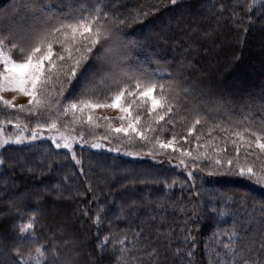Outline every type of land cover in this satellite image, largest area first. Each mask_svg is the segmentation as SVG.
I'll return each instance as SVG.
<instances>
[{
  "label": "trees",
  "instance_id": "16d2710c",
  "mask_svg": "<svg viewBox=\"0 0 264 264\" xmlns=\"http://www.w3.org/2000/svg\"><path fill=\"white\" fill-rule=\"evenodd\" d=\"M78 24L91 27L93 38L103 26L107 43L98 55L76 43L81 51L69 58L68 40L81 39L80 29L72 31ZM0 35L28 54L52 38L55 66L47 63V71L55 74L87 55L76 79L65 80L57 109L127 90L137 128L119 147L188 160L196 170L189 176L177 166L83 148L75 159L115 171L88 166L79 174L73 157L48 141L7 147L0 154V264H116L121 247L129 264H264V186L238 174L253 167L264 175V152L255 147L256 136L264 137V0H0ZM247 69L253 77L244 82L239 74ZM50 76L43 74L42 85ZM144 82L157 85L159 98L162 90L160 108L143 103L135 86ZM70 112L67 124L88 130L83 113ZM98 125L95 137L106 134ZM167 140L175 150L153 145ZM18 157L25 164L9 166ZM30 219L34 229L22 236L19 227Z\"/></svg>",
  "mask_w": 264,
  "mask_h": 264
},
{
  "label": "rangeland",
  "instance_id": "374dc122",
  "mask_svg": "<svg viewBox=\"0 0 264 264\" xmlns=\"http://www.w3.org/2000/svg\"><path fill=\"white\" fill-rule=\"evenodd\" d=\"M80 25H85V24L75 25V27H77L76 30L80 29V32L88 35L89 33L85 32V29L83 27H80ZM2 34L3 36H7V34L4 33L3 31ZM146 34H148V31L146 32ZM49 42H54V41L51 38L47 41H44V44L42 46L40 44L38 46V47H42V52L45 54L47 52H44L43 50L48 49V47L46 46H48ZM75 45L72 43L71 40H68L69 52L75 50ZM57 49H59V47ZM0 52H2L3 55L5 56L11 57V47L7 45V39L3 38L1 35H0ZM77 59L83 61L81 63L82 65L87 60L79 56H76V60ZM15 60L16 62H21V60L18 59ZM33 60L35 61V57H33ZM47 63L48 62H45L44 65L45 67L44 73L46 74L47 72V74L49 75L54 74L55 77L50 76L49 81L42 85V78L44 74L43 73L40 77V81L36 85L34 94L24 95L21 91L18 90L17 91L8 90V86L6 85L5 81H3V79H0V98H2L3 100L11 101V107H7L3 103H0V142H3L4 140L14 141L17 136H20L23 139V142L20 144H15L10 142L6 145L0 146V154L7 147H16L25 144L30 145L42 141H48L55 149L63 150L69 153L73 157L70 161L72 163L77 164L75 167L79 172V174H81L82 171L85 173L87 171L88 166L89 169L92 171L102 169L103 171L109 173L111 172V174L115 171L114 168L109 166L108 167H105L104 165L99 166L97 160H93V161L92 160L89 161V159L85 160V158H83L82 156H79V159L78 158L75 159L73 155L74 151L76 149L78 150L83 148L89 150L101 151V152L110 151L120 154L124 157H129L134 159H149L151 161L163 163L168 166H177L180 171H183L185 174H188L189 176L190 173L192 175V173L196 172V170H193L194 166H192L188 160H186V162L184 161V163L182 164L181 160H177V159L175 160L173 158H170L171 157L170 155H168L170 156L169 158L162 156H153V154L149 152L148 153L141 151L135 152L133 150L123 149L119 147L121 143V139L126 138L129 132H133L134 131L133 128L135 130L137 128L136 125H134V122H132L130 118L132 116L131 107H135L134 103L132 101L129 102L128 100H126L128 98H126L125 96L121 99L118 107L107 106L112 103V100L110 98L98 99L94 97H90V98L80 97L82 99L79 98L77 101H74V103L77 104V107L75 109L68 107L69 105L67 106L63 105L61 109L60 108L57 109L59 105L57 104V101L58 100L60 101L61 90L62 89L63 91L65 90V86H66L65 80L67 79V76L70 74L71 67L76 63L75 64L63 63L62 69L65 70L62 73L60 71L57 74H55V72L51 73V70H54V67L51 66H49L50 70L47 71V66H48ZM2 75H6V73L4 72L3 61L0 60V76ZM59 76L60 78H58ZM239 76H241V79L244 80L245 82V80L251 79L253 77V73L251 70L247 69L242 74H239ZM57 78L60 80L56 82H52L54 79ZM61 80H63V82ZM67 85H68V80H67ZM27 87L31 88L32 86L29 84L27 85ZM114 96L115 95L111 97ZM157 98L159 99V97ZM30 100L33 101L32 104H29ZM36 101H40L41 103L38 105ZM143 103L151 107L150 101H144ZM22 105L25 106V111L23 112L19 111L20 106ZM96 105H103V106H96ZM65 107H68V110L82 112L83 125L87 127L88 130L82 129L81 127H77V124L74 121H72L71 124H67V120L70 118L71 112L65 114L63 112V109ZM124 108H127L128 111L127 112L123 111L122 109ZM156 108H160V105H158ZM30 112L43 113V115L42 116L30 115ZM89 117H92V119L89 120ZM53 122L56 123L57 125L56 128H50V124ZM98 124H102V128L106 132V134L95 137V133L97 132V130L100 129ZM130 124L133 127H130L129 126ZM17 125H19V127H17ZM117 128H122L124 129V131L117 133L115 131V129ZM33 131L37 133V138L35 140H32L30 138ZM121 136L123 137L120 138ZM169 141H172V143L171 146L168 148L171 150H175L176 149L175 142L173 140H167L165 143L162 142V144H167L169 143ZM56 143H59L61 147L57 148ZM65 143H68L70 145V148L67 149L64 148L63 144ZM93 144H98L100 145V147L93 148L91 146ZM153 145L160 146V144L158 145L153 144ZM162 149L164 150L165 148ZM0 160H2L1 156H0ZM77 161H79V163H77ZM16 162H20L19 166H22V164H25V159L19 157L14 158L13 160L10 161L9 166L15 165ZM82 162L85 163V167L81 166ZM55 164L58 165L56 161ZM121 172H123V170H121ZM117 174L115 173L114 175ZM36 260H33L34 264Z\"/></svg>",
  "mask_w": 264,
  "mask_h": 264
},
{
  "label": "snow or ice",
  "instance_id": "6c2138e0",
  "mask_svg": "<svg viewBox=\"0 0 264 264\" xmlns=\"http://www.w3.org/2000/svg\"><path fill=\"white\" fill-rule=\"evenodd\" d=\"M171 4L175 5L177 3V0H170ZM101 16L103 15L102 13L100 14ZM84 18L81 17V20H83ZM105 23H107L105 21ZM96 25H99V20L96 19L95 21ZM67 27H72V26H67ZM66 28H58V29H54L53 31L56 33L59 32H66L67 30ZM80 27H83L85 29V32L89 33L88 35H84V33H81V39L79 41L76 40V37L73 36L72 37V43L75 45L76 43H79L81 45V47L84 49V52L90 55H98L100 51H103V49L106 46L107 41L104 39V34H103V26H99L97 32L95 33V37L93 38L92 35V28L88 27L87 25H80ZM72 31L75 33L76 28H72ZM52 33H49V35H51ZM47 39V37L45 36L44 39H41L38 41V43L42 46L44 44V41ZM24 41L25 43H28L30 41V36L29 37H24ZM8 43H12V41H9ZM60 45L63 46V41H59ZM99 44V49L97 50L96 54H93V49L96 48V46ZM81 47H76L75 51L76 52H80L81 51ZM65 51H68V49H64ZM12 56H5L3 55L2 52H0V60L3 61V65H4V72L6 73V75H2L0 76V79H3V81H5L6 85L8 86V90H13V91H21L24 95H30V94H34V90L36 88L37 83L40 81V77L41 75L45 72V62H48L49 64L54 65V62L52 61L51 57H52V44H48V51L47 53H43L42 52V47H34L31 49V54H28L27 51L24 50V44L21 45H15L13 44L12 46ZM13 57H19V59L21 60V62H16L15 59H13ZM33 57H35V61L33 60ZM72 57V52H69V58ZM88 56H84V59H87ZM57 59L60 61H64L65 57L63 55L57 54ZM82 61L77 59L76 60V64L73 65L71 67L70 70V74L67 76V80H68V84H71L72 81L74 79H76V75H77V71L79 69V67L81 66ZM97 74H99L97 72ZM31 85V88H28L27 85ZM136 89L139 91V96L142 100L145 101H150L151 103V107L152 109H155L158 105L161 104V101L163 99V93L161 90V96L158 99L156 95H154V92L157 89V85L152 84L151 82H144L142 84L138 83L136 86ZM125 91L127 90H120L118 91V94L115 95L114 97H111L110 99L112 100V103L107 105L110 107H118L120 104L121 99L124 97L125 95ZM128 95H134L133 92L128 91L127 92ZM61 96H63V89L61 90L60 93ZM0 103H3L5 106L7 107H11V101H7V100H3L2 98H0ZM33 101H29V104H32ZM36 103L39 105L41 102L40 101H36ZM60 101H57V104H59ZM96 106H103V105H96ZM68 107L75 109L77 107L76 103H72L71 105H69ZM68 107H65L63 109V112L66 114L68 111ZM123 111L127 112L128 109L124 108L122 109ZM172 109L169 108L168 111H171ZM19 111L23 112L25 111V106H20ZM30 115H37V116H42L43 113H37V112H30ZM92 117H89V120H91ZM139 119V117H137V120ZM161 120L164 119L163 116L160 117ZM10 122V121H9ZM197 124L200 123L199 120L196 121ZM130 127H133L131 124L129 125ZM17 127H19V125H17ZM57 125L55 122L50 124V128H56ZM133 130L135 131V129L133 128ZM115 131L117 133H120L122 131H124V129L122 128H117L115 129ZM262 133H264V129L261 130ZM249 135L251 136H256L255 133H250ZM32 140H35L37 138V133L35 131H33L31 137ZM145 137L143 135H141V139H144ZM262 139H264V137L262 136H256V141H255V147L260 149L262 152H264V142H262ZM15 143V144H20L23 142L22 137L17 136L16 139L14 141H9V140H4L3 142H0V146L6 145L8 143ZM172 141H169V143L167 144H160L161 148H168L171 146ZM93 148H99L100 145L98 144H93L91 145ZM56 147L60 148L61 145L59 143H56ZM64 148H70V145L68 143L63 144ZM249 148H251V145H249ZM224 151H227V149H225ZM185 153H182V155ZM188 155H190V153H187ZM240 154V148L237 147L236 148V156L239 157ZM254 153L253 151H248L245 153V156H252ZM210 159V158H209ZM238 159H237V164H238ZM3 161L0 160V164H2ZM77 163H79V161H77ZM181 163L183 164L184 161L181 160ZM227 166L229 167H236V165L233 164V160L229 159L227 160ZM215 165H221V161L220 160H216L215 161ZM211 166V165H209ZM238 174L240 177L242 178H248L249 180H254L257 184H260L262 186H264V175H258L257 171L254 170L253 167H248L246 170L243 168H240L238 170ZM191 175V173H190ZM85 215H87V213H85ZM34 221L32 219L29 220L28 223L23 224L19 227V232L22 236L31 233V231L34 229ZM109 243V240L106 238L103 241L102 246H107ZM119 244L123 245L124 241L121 240L119 241ZM118 255L116 257H114L116 264H129L125 253L128 251L126 248L121 247L116 249ZM261 251H264V244H261ZM36 252L39 253L41 256L44 255V252L40 249L37 248ZM146 255L151 256L153 255L152 253H146ZM188 255L190 256L191 253H188ZM22 264H29V261H22ZM35 264H41V261L39 259H37L35 261ZM141 264H148L147 261H141ZM241 264H249L247 258H243L241 260Z\"/></svg>",
  "mask_w": 264,
  "mask_h": 264
}]
</instances>
